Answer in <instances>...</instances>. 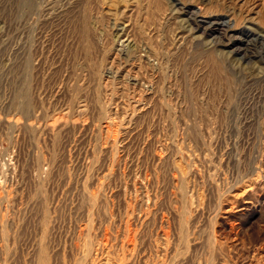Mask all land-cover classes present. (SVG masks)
Listing matches in <instances>:
<instances>
[{
  "label": "rangeland",
  "instance_id": "1",
  "mask_svg": "<svg viewBox=\"0 0 264 264\" xmlns=\"http://www.w3.org/2000/svg\"><path fill=\"white\" fill-rule=\"evenodd\" d=\"M0 264H264V0H0Z\"/></svg>",
  "mask_w": 264,
  "mask_h": 264
},
{
  "label": "bare ground",
  "instance_id": "2",
  "mask_svg": "<svg viewBox=\"0 0 264 264\" xmlns=\"http://www.w3.org/2000/svg\"><path fill=\"white\" fill-rule=\"evenodd\" d=\"M85 17H86V16H85ZM87 18H88V17H87ZM83 20H85V21H82V22H83V23H82V25H83V37H82V38L86 39V40H83L84 42H86V41L88 42L87 38H88L89 35L91 36V34H90V32H89V35H88V31H87L88 28L86 27V24L89 23L90 18H89L88 20H87L86 18H84ZM86 21H88V22H86ZM81 27H82V26H81ZM131 28H132V27H131ZM124 29H125V28H124ZM124 29H121V30H124ZM128 30H130V28H129ZM81 31H82V30H81ZM124 31H126V30H124ZM122 32H123V31H122ZM128 32H129V31H128ZM122 34H123V33H122ZM122 34H121V35H122ZM125 34H126V32H125ZM129 34H130V33H129ZM129 34H128V35H129ZM121 35H120V36H121ZM130 35H131V34H130ZM130 35H129V38H130ZM134 36H135V34H134ZM134 36H133V37H134ZM80 37H81V35H80ZM92 38H93V37H92ZM92 38H91V39H92ZM118 38H119V37H118ZM122 38H124V37H122ZM129 38H128V39H129ZM131 38H132V36H131ZM131 38H130V39H131ZM91 39L89 38V42L91 41ZM124 39H125V38H124ZM124 39H123V41L126 40V39H125V40H124ZM128 39H127V40H128ZM119 40H120V39H119ZM131 40H133V38H132ZM131 40H130V41H131ZM83 41H82V42H83ZM130 41L128 40L129 43H130ZM89 42H88V43H89ZM132 43H133V41H132ZM121 44H122V43H121ZM90 45H92V44L90 43ZM127 45H128V44H127ZM91 47H92V46H89V45H87V46L85 47V49L88 51L87 55H90V53H91Z\"/></svg>",
  "mask_w": 264,
  "mask_h": 264
}]
</instances>
